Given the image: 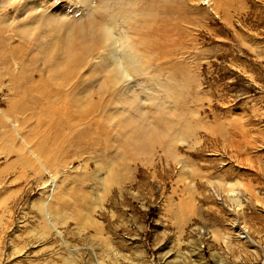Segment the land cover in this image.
I'll return each mask as SVG.
<instances>
[{
    "label": "rangeland",
    "instance_id": "374dc122",
    "mask_svg": "<svg viewBox=\"0 0 264 264\" xmlns=\"http://www.w3.org/2000/svg\"><path fill=\"white\" fill-rule=\"evenodd\" d=\"M0 264H264V0H0Z\"/></svg>",
    "mask_w": 264,
    "mask_h": 264
},
{
    "label": "bare ground",
    "instance_id": "6f19581e",
    "mask_svg": "<svg viewBox=\"0 0 264 264\" xmlns=\"http://www.w3.org/2000/svg\"><path fill=\"white\" fill-rule=\"evenodd\" d=\"M105 3V2H104ZM103 8H105L104 7V5L102 6ZM102 8V9H103ZM96 9H98V8H96ZM98 10H100V9H98ZM104 10V9H103ZM105 11V10H104ZM98 12V11H97ZM107 12V11H106ZM102 15V14H101ZM114 17V16H113ZM50 19V18H49ZM51 20V19H50ZM105 20V19H104ZM107 20V19H106ZM101 21V20H100ZM92 22H93V20H92ZM92 22H90V24L88 25H84V24H82V25H80L79 27H77V31H79V34L81 33V32H83L84 33V31L88 28V30H89V28H98V29H100L101 30V36H102V39L104 40V42L107 44V46H108V49H109V54H112L111 55V57H113L114 56V54H116V52L118 51V47H117V42H116V40L112 37V32H111V28H109V25H107V24H103L102 25V28H100V27H98L99 25H101V24H99L98 26L96 25V24H94V23H92ZM104 23V22H103ZM49 24H50V22H49ZM76 26V25H75ZM78 26V25H77ZM94 30V29H93ZM97 30V29H96ZM29 31V30H28ZM32 31V30H31ZM82 34V33H81ZM85 34V33H84ZM86 34H87V32H86ZM83 35V34H82ZM86 36V35H85ZM78 37V36H77ZM73 38V37H72ZM79 38V37H78ZM83 39H85V38H83ZM75 40V39H74ZM53 42V41H52ZM56 42H57V40H56ZM77 43H78V41H76ZM68 43V42H67ZM56 44V43H55ZM58 45V44H57ZM72 44L70 43L69 44V46H71ZM74 46H75V44H73ZM64 46H65V48L64 49H66L67 50V52L65 53V62L63 63V64H56L54 67H53V70L52 71H57V73H59L58 75L56 74V79L58 80V78H61L62 76V74H60V73H62V71L63 70H65V69H68L69 71H70V73L73 71V69H75L76 67H74V68H72V70H70L71 69V65L74 63V62H72V61H67L68 60V57L69 56H71L72 54H73V48L71 49L69 46H68V44H64ZM53 49V48H52ZM63 49V50H64ZM119 49H120V58H119V60H118V62L114 65L115 67V69H114V71H113V73H114V76L115 77H119V80H121L122 78H123V76L129 71V70H131L132 69V67H133V65L135 64V57H134V55L130 52V51H128L125 47H124V45L122 44V47L120 46L119 47ZM54 50V49H53ZM76 50V49H75ZM75 55V54H74ZM76 56V55H75ZM64 57V56H63ZM82 57V56H81ZM72 57H70V59H71ZM63 60H62V62H63ZM67 61V62H66ZM111 67V66H110ZM110 71V70H109ZM52 78H53V76H52ZM50 80H51V78H50ZM118 80V81H119ZM75 103V102H74ZM80 104V103H79ZM63 118H62V121H64V118H67L65 115H63L62 116ZM69 118V117H68ZM163 135H168L167 133H165V132H161ZM139 134H141V132L139 133ZM135 136H138V134L136 133L135 134ZM142 139V137L141 138H137L136 140L137 141H135L136 143H138L140 146H144L145 145V143H146V140H141ZM154 139V138H153ZM157 139H158V137H157ZM162 139V138H161ZM39 147V146H38ZM143 148V147H142ZM42 150V149H41ZM40 149H39V151H41ZM44 159H46V158H44ZM185 182V181H184ZM219 182V181H218ZM187 183V182H186ZM189 186H190V184H188ZM187 185V186H188ZM228 185V184H227ZM191 186H193V185H191ZM212 186H214V185H212ZM235 187V185L233 184H229L227 187L225 186V185H223V184H221V183H218L217 184V188H218V190H223V191H227L228 193L229 192H233V188ZM189 188V187H188ZM196 189V188H195ZM192 190V189H191ZM217 190V189H216ZM190 192H193V190L192 191H190ZM204 194V193H203ZM227 194V193H226ZM192 195V194H191ZM207 195V194H206ZM201 196V195H200ZM206 197H208V196H206ZM210 197V196H209ZM193 199V198H192ZM203 199V198H202ZM194 201V200H193ZM191 204H192V201H191ZM193 205V204H192Z\"/></svg>",
    "mask_w": 264,
    "mask_h": 264
}]
</instances>
